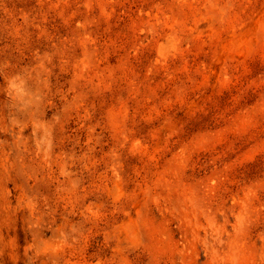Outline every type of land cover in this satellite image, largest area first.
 <instances>
[{
    "label": "rangeland",
    "instance_id": "obj_1",
    "mask_svg": "<svg viewBox=\"0 0 264 264\" xmlns=\"http://www.w3.org/2000/svg\"><path fill=\"white\" fill-rule=\"evenodd\" d=\"M0 264H264V0H0Z\"/></svg>",
    "mask_w": 264,
    "mask_h": 264
}]
</instances>
